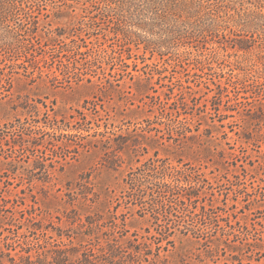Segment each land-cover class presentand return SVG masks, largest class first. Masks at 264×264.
Listing matches in <instances>:
<instances>
[{
    "label": "rangeland",
    "instance_id": "374dc122",
    "mask_svg": "<svg viewBox=\"0 0 264 264\" xmlns=\"http://www.w3.org/2000/svg\"><path fill=\"white\" fill-rule=\"evenodd\" d=\"M101 6L27 1L29 52H1L0 264H264V0H196L127 47ZM154 153L180 187L138 205Z\"/></svg>",
    "mask_w": 264,
    "mask_h": 264
},
{
    "label": "trees",
    "instance_id": "16d2710c",
    "mask_svg": "<svg viewBox=\"0 0 264 264\" xmlns=\"http://www.w3.org/2000/svg\"><path fill=\"white\" fill-rule=\"evenodd\" d=\"M27 1L31 0H0V33H3L0 37V55L12 52L18 58L21 54L29 52V46L25 42L27 38L18 31L22 30L19 14L23 10V3ZM98 3L102 5L99 10L103 22H107L112 29L108 31L114 34L113 38L117 37L120 46L127 47L131 43L137 44L136 39H133L132 27L152 28L159 25L165 27L168 32H173L181 24L188 25L196 0H98ZM144 15H147V19L143 18ZM118 54L122 55V52ZM87 61L95 64L97 57L91 56ZM180 173L179 167L168 162L167 158L158 159L154 153V157L147 158L137 167L129 168L124 178V188L129 189L127 196L131 200L135 199L136 204L139 205L144 202V188L150 186L159 188L161 185L167 188H179ZM183 180L191 182L187 178ZM187 196L190 199L195 195L190 192ZM94 227L98 228L99 224L96 223ZM87 235L90 236L91 233ZM89 248L86 247L85 250ZM64 257L60 255L59 258ZM26 260L23 264H34L29 259Z\"/></svg>",
    "mask_w": 264,
    "mask_h": 264
}]
</instances>
